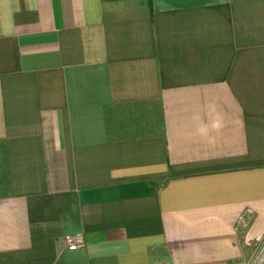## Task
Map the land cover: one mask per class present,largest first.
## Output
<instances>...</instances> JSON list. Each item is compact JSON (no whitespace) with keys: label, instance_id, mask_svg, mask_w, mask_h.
Listing matches in <instances>:
<instances>
[{"label":"crops","instance_id":"1","mask_svg":"<svg viewBox=\"0 0 264 264\" xmlns=\"http://www.w3.org/2000/svg\"><path fill=\"white\" fill-rule=\"evenodd\" d=\"M0 174V264L249 258L264 0H0Z\"/></svg>","mask_w":264,"mask_h":264},{"label":"built area","instance_id":"2","mask_svg":"<svg viewBox=\"0 0 264 264\" xmlns=\"http://www.w3.org/2000/svg\"><path fill=\"white\" fill-rule=\"evenodd\" d=\"M246 212L249 213L250 210L248 209ZM242 218L243 216L240 217V220H242ZM63 240L64 246L68 250H75L81 248L84 245V238L80 233L65 235L63 237ZM53 264L69 263L57 261ZM219 264H264V233L259 239V241L256 243L254 250L249 258L234 262H221Z\"/></svg>","mask_w":264,"mask_h":264},{"label":"rangeland","instance_id":"3","mask_svg":"<svg viewBox=\"0 0 264 264\" xmlns=\"http://www.w3.org/2000/svg\"><path fill=\"white\" fill-rule=\"evenodd\" d=\"M0 176H2V174H0ZM0 179H2V178H0Z\"/></svg>","mask_w":264,"mask_h":264}]
</instances>
